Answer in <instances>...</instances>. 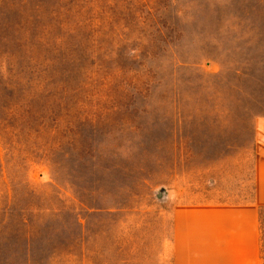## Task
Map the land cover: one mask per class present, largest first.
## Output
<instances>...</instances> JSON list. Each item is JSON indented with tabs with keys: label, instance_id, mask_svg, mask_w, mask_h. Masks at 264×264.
Listing matches in <instances>:
<instances>
[{
	"label": "rangeland",
	"instance_id": "374dc122",
	"mask_svg": "<svg viewBox=\"0 0 264 264\" xmlns=\"http://www.w3.org/2000/svg\"><path fill=\"white\" fill-rule=\"evenodd\" d=\"M260 113L264 0H0V264H159L165 194L249 178Z\"/></svg>",
	"mask_w": 264,
	"mask_h": 264
},
{
	"label": "crops",
	"instance_id": "0c3cea01",
	"mask_svg": "<svg viewBox=\"0 0 264 264\" xmlns=\"http://www.w3.org/2000/svg\"><path fill=\"white\" fill-rule=\"evenodd\" d=\"M252 143L249 178L239 186L165 194L170 205L160 206L159 227L166 235L169 226L171 236L162 239L159 264H260L264 113L254 115Z\"/></svg>",
	"mask_w": 264,
	"mask_h": 264
}]
</instances>
